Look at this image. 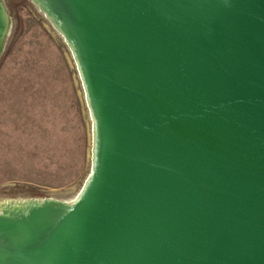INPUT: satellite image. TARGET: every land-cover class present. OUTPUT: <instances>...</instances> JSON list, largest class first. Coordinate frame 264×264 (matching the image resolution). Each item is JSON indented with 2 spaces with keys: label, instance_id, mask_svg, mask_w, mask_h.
Masks as SVG:
<instances>
[{
  "label": "water",
  "instance_id": "1",
  "mask_svg": "<svg viewBox=\"0 0 264 264\" xmlns=\"http://www.w3.org/2000/svg\"><path fill=\"white\" fill-rule=\"evenodd\" d=\"M92 118L76 198L0 203V264H264V0H32ZM10 26L0 0V55Z\"/></svg>",
  "mask_w": 264,
  "mask_h": 264
},
{
  "label": "rangeland",
  "instance_id": "2",
  "mask_svg": "<svg viewBox=\"0 0 264 264\" xmlns=\"http://www.w3.org/2000/svg\"><path fill=\"white\" fill-rule=\"evenodd\" d=\"M4 2L10 26L0 55V199H70L91 169L92 118L80 73L34 1Z\"/></svg>",
  "mask_w": 264,
  "mask_h": 264
},
{
  "label": "bare ground",
  "instance_id": "3",
  "mask_svg": "<svg viewBox=\"0 0 264 264\" xmlns=\"http://www.w3.org/2000/svg\"><path fill=\"white\" fill-rule=\"evenodd\" d=\"M3 2H4V0H3ZM4 4H5V2H4ZM6 6V5H5ZM90 172V171H89ZM79 191H80V189H79ZM79 191L72 197V198H70V199H66L65 201H71V200H73L74 198H76L77 197V195L79 194ZM72 196V195H71ZM28 198H30V197H19V198H17V199H28ZM52 198V197H51ZM16 199V198H15ZM14 199V200H15ZM6 200H9V198H3V199H0V203L1 202H4V201H6Z\"/></svg>",
  "mask_w": 264,
  "mask_h": 264
}]
</instances>
